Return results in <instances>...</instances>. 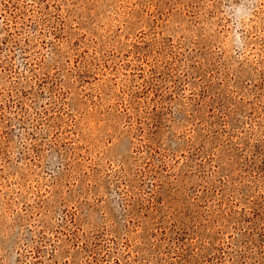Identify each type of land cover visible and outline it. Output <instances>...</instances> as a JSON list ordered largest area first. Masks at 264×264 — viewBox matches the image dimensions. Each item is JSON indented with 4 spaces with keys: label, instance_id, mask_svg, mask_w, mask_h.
Here are the masks:
<instances>
[{
    "label": "rangeland",
    "instance_id": "rangeland-1",
    "mask_svg": "<svg viewBox=\"0 0 264 264\" xmlns=\"http://www.w3.org/2000/svg\"><path fill=\"white\" fill-rule=\"evenodd\" d=\"M0 264H264V0H0Z\"/></svg>",
    "mask_w": 264,
    "mask_h": 264
}]
</instances>
